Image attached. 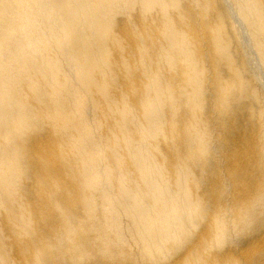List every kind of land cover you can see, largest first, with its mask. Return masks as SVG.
<instances>
[{"label": "bare ground", "instance_id": "obj_1", "mask_svg": "<svg viewBox=\"0 0 264 264\" xmlns=\"http://www.w3.org/2000/svg\"><path fill=\"white\" fill-rule=\"evenodd\" d=\"M263 80L264 0H0V264H264Z\"/></svg>", "mask_w": 264, "mask_h": 264}, {"label": "rangeland", "instance_id": "obj_2", "mask_svg": "<svg viewBox=\"0 0 264 264\" xmlns=\"http://www.w3.org/2000/svg\"><path fill=\"white\" fill-rule=\"evenodd\" d=\"M119 26H120V24H119V22L117 21V27H116V29H119ZM246 53H247V55H249L248 57H252V53L250 52V54H251V56H250V54H249V48L248 47H246ZM249 50V51H248ZM261 84H264V80H263V82L261 83ZM262 87H260V89H261ZM263 89H264V87H263ZM262 90V89H261ZM262 91H264V90H262ZM244 132L243 131H235V133L233 134L234 135V139L236 140L235 142H237V141H240V140H242L241 138H244V137H247V135H246V133L245 134H243ZM221 134H223V132L221 133ZM243 137H242V136ZM245 135V136H244ZM235 149H239V151H244L243 150V147H241L238 143H237V147L235 148ZM166 159V154H164V158H163V160H165ZM172 160V159H171ZM243 183H245L244 185H246V186H248L249 184H250V181L248 180V179H244V182ZM209 189L206 187V182L204 183V184H201V192H205V191H208ZM210 214H211V210H210ZM209 214V215H210ZM208 218H209V216H208ZM207 218V219H208ZM206 219V220H207ZM206 220L204 221V222H202V224H201V226L197 229V230H194V234H193V236L191 237V239L193 240V239H195V237H196V234L198 235L199 234V232H201L204 228H205V226L207 225V222H206ZM261 228V229H260ZM263 228V229H262ZM260 229V230H259ZM259 229H257L256 230V228H255V230H253L252 231V233H251V231L248 233V235L251 233V236H248V235H245L246 237H243L242 238V240L240 241V243H239V247L241 248V250L243 251V250H246L247 248H249L250 246L249 245H252L254 242H256L257 241V237L258 236H260V234H262V231L264 230V226H262V227H259ZM262 230V231H261ZM255 232H256V234H255ZM259 234H258V233ZM254 235V236H253ZM257 235V236H256ZM195 236V237H194ZM247 236H248V238H247ZM251 237V238H250ZM254 237V238H253ZM254 241V242H253ZM243 242V243H242ZM253 242V243H252ZM186 244L187 243H185V245L184 246H182L174 255H173V257L171 256V258H170V256L169 257H167L166 259H162V260H157V261H152L154 264L156 263V264H170L172 261H174L175 259H177L178 257H180L182 254H183V252L185 251V249H186ZM243 244V245H242ZM247 246V247H246ZM224 250V251H223ZM229 250H231V251H233L234 252V250L233 249H229L228 247L226 248V247H224L223 249H222V251L223 252H227V251H229ZM138 252L139 251H135L134 250V252H133V254H135V255H133V256H138L137 254H138ZM181 252V253H180ZM237 251H235L234 253H236ZM232 253V252H231ZM177 254V255H176ZM89 257V256H88ZM88 257H86L85 256V258H88ZM95 257V256H94ZM84 258V259H85ZM92 257H89L88 259H87V261H88V263H87V261H86V259L85 260H83L80 264H97V262H99L98 264H111L112 263V261L111 260H108V259H105V261H107L108 260V262H100V259H98L97 257H95V258H93V259H91ZM96 258H97V260H96ZM135 258V257H134ZM92 261H91V260ZM136 259V258H135ZM99 260V261H98ZM139 262H140V259L138 258L137 259ZM169 260V261H168ZM95 261V262H94ZM97 261V262H96ZM90 262H92V263H90ZM94 262V263H93ZM137 262V261H136ZM139 262H137L136 264H142V263H139ZM151 262V261H150ZM128 264H130V263H128Z\"/></svg>", "mask_w": 264, "mask_h": 264}]
</instances>
